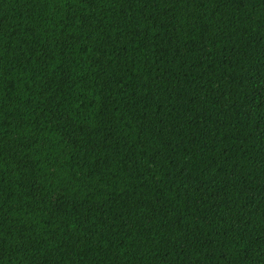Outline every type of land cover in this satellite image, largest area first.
<instances>
[{
    "label": "trees",
    "instance_id": "1",
    "mask_svg": "<svg viewBox=\"0 0 264 264\" xmlns=\"http://www.w3.org/2000/svg\"><path fill=\"white\" fill-rule=\"evenodd\" d=\"M0 264H264V0H0Z\"/></svg>",
    "mask_w": 264,
    "mask_h": 264
}]
</instances>
